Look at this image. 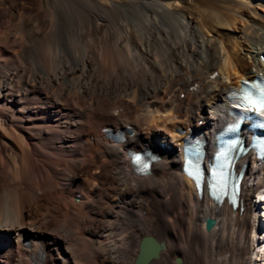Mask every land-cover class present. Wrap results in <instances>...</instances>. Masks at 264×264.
<instances>
[{
    "label": "bare ground",
    "instance_id": "obj_1",
    "mask_svg": "<svg viewBox=\"0 0 264 264\" xmlns=\"http://www.w3.org/2000/svg\"><path fill=\"white\" fill-rule=\"evenodd\" d=\"M64 14L72 46L0 30V264H132L144 235L164 245L146 264H251L254 243L264 262V158L235 161L234 208L181 172L187 134L210 161L226 95L264 78V0H0V27L44 40Z\"/></svg>",
    "mask_w": 264,
    "mask_h": 264
},
{
    "label": "rangeland",
    "instance_id": "obj_2",
    "mask_svg": "<svg viewBox=\"0 0 264 264\" xmlns=\"http://www.w3.org/2000/svg\"><path fill=\"white\" fill-rule=\"evenodd\" d=\"M44 1V0H43ZM13 16V18H12V20H10L9 21V23L7 22L6 23V25H2L1 27H0V30H2V32H9L11 35L13 34V36H17L16 38H18V39H20L21 40V45L22 46H29V47H45V46H72V44H71V29H70V27H69V25H70V23H68L69 22V16H67V14L65 15L64 14V16L63 17H61V18H59L58 19V21H57V19H54L53 20V23H54V21H55V23L53 24V27L52 28H50L48 31H47V33H46V37H45V40H44V37H42V39L41 38H39V37H41V35L36 31L35 32V28L34 27H32L31 25H29V24H23V23H18V21H17V19H15V15H12ZM66 20H65V19ZM61 20V21H60ZM16 21V22H15ZM13 22H15V24L13 23ZM58 22H60V23H58ZM61 22H62V24H61ZM67 22V23H66ZM56 23H57V25H56ZM13 24H14V26L16 25V28H14V27H12L13 26ZM19 24V25H18ZM62 26H61V25ZM24 25V26H23ZM64 25V26H63ZM8 26V27H7ZM9 26H10V28H9ZM22 26V27H21ZM26 26V27H25ZM3 27L4 28H6V29H3ZM25 27V28H24ZM60 27V28H59ZM13 28V29H12ZM22 28H23V30H22ZM65 28V29H64ZM21 31H20V30ZM67 29V30H66ZM70 29V30H69ZM26 32H25V31ZM28 30V31H27ZM57 30H59V32L57 31ZM63 30V31H62ZM66 30V32H64ZM61 31V32H60ZM17 32V33H16ZM28 32H29V35H30V37H28L29 35H28ZM32 32V33H31ZM52 32V33H51ZM58 32V33H57ZM8 33V34H9ZM22 35H24V33L25 34H27V35H25V36H22ZM35 33V34H34ZM37 33V34H36ZM62 33V34H61ZM63 33H66V34H63ZM14 34H18L19 35V37H18V35H14ZM34 34V35H33ZM51 34H53V35H51ZM31 35H33V36H31ZM20 36H22V38L20 37ZM39 36V37H38ZM54 36V37H53ZM66 36H68V37H66ZM24 37V38H23ZM34 37V38H33ZM57 37V38H56ZM28 38V39H27ZM49 38V39H48ZM54 38V39H53ZM23 39V40H22ZM29 39H31V40H29ZM34 39V40H33ZM37 40V42H36V40ZM61 39V40H60ZM66 39V40H65ZM24 40H26V41H24ZM28 40V41H27ZM30 41V42H29ZM59 41V42H58ZM63 41V42H62ZM70 41V42H69ZM24 44H23V43ZM27 42V43H26ZM28 42H29V44H28ZM41 42V43H40ZM53 42V43H52ZM61 42V43H60ZM25 43L27 44V45H25ZM32 43V44H31ZM37 43V44H36ZM49 43V44H48ZM201 113H204V112H201ZM256 198H254V197H252L251 198V204L256 208V209H258L259 210V213H258V210H257V215H255V221H254V223H255V230H256V232L257 231H259L260 229H264V200L262 199V201H256L255 200ZM258 215L261 217H258ZM261 215H263V216H261ZM257 216V217H256ZM263 218V219H262ZM263 220V221H262ZM258 228V230H257V228Z\"/></svg>",
    "mask_w": 264,
    "mask_h": 264
},
{
    "label": "water",
    "instance_id": "obj_3",
    "mask_svg": "<svg viewBox=\"0 0 264 264\" xmlns=\"http://www.w3.org/2000/svg\"><path fill=\"white\" fill-rule=\"evenodd\" d=\"M212 224V220L209 218L204 219L205 229H209ZM164 249L162 242L157 241L152 236H142L137 245V253L132 264H146L150 259L156 258L161 250ZM179 258L175 261L179 262Z\"/></svg>",
    "mask_w": 264,
    "mask_h": 264
},
{
    "label": "snow or ice",
    "instance_id": "obj_4",
    "mask_svg": "<svg viewBox=\"0 0 264 264\" xmlns=\"http://www.w3.org/2000/svg\"><path fill=\"white\" fill-rule=\"evenodd\" d=\"M139 158V157H138Z\"/></svg>",
    "mask_w": 264,
    "mask_h": 264
}]
</instances>
